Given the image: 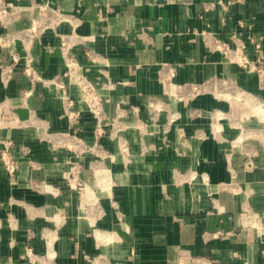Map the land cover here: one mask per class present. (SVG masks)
Segmentation results:
<instances>
[{
	"label": "crops",
	"instance_id": "crops-1",
	"mask_svg": "<svg viewBox=\"0 0 264 264\" xmlns=\"http://www.w3.org/2000/svg\"><path fill=\"white\" fill-rule=\"evenodd\" d=\"M3 2L0 264H264V0Z\"/></svg>",
	"mask_w": 264,
	"mask_h": 264
},
{
	"label": "built area",
	"instance_id": "built-area-1",
	"mask_svg": "<svg viewBox=\"0 0 264 264\" xmlns=\"http://www.w3.org/2000/svg\"><path fill=\"white\" fill-rule=\"evenodd\" d=\"M9 4H6L3 2V0H0V17H2V14L6 13L8 10ZM251 41L255 45V49L257 52V55L255 57H251L244 49L245 45L240 46L237 49H231L228 43L226 42H218V46L223 49V51L229 56V58L237 61L240 65H242L244 68L248 70H261L260 63L264 60V53L261 51V42L257 39L255 35H250ZM75 60H73L71 57L68 60V66L69 71L66 74H69L71 77V68L75 64ZM27 74L32 77V79L38 77L36 74V70L33 68V66L28 65L25 68ZM63 88H65L66 84L64 82L60 83ZM83 97L85 101L91 104V106L96 105V96L94 95V92L91 89H87L83 93ZM13 141L6 139L3 140V147L0 150V159L4 165L6 174L8 178L14 182L17 169L19 166V160L18 158L13 155L11 151V145ZM28 253L32 255L34 253L33 247L28 248Z\"/></svg>",
	"mask_w": 264,
	"mask_h": 264
}]
</instances>
